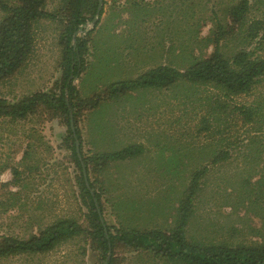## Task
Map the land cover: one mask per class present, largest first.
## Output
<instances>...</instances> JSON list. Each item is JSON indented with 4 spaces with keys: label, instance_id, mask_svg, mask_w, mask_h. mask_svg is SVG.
Here are the masks:
<instances>
[{
    "label": "rangeland",
    "instance_id": "1",
    "mask_svg": "<svg viewBox=\"0 0 264 264\" xmlns=\"http://www.w3.org/2000/svg\"><path fill=\"white\" fill-rule=\"evenodd\" d=\"M242 1L103 0L100 20L95 16L79 33L88 41L86 68L75 82L80 102L73 118L81 135L83 163L130 146L144 148L134 158L106 165L89 162L86 168L87 186L101 196L108 227L173 232L193 175L208 169L188 239L264 245V119L245 123L233 111L245 106L264 110V80L251 95L232 99L184 81L168 89L143 88L108 98L114 84L135 81L161 67L185 72L208 58L220 26L229 33L221 41L227 59L232 61L244 50L264 57L262 45L245 42L250 22L264 20V0H248L252 8L240 27L230 13ZM17 3L0 0V23L8 17L2 6L13 8ZM72 9V0L47 2L45 11L55 19L35 24L34 52L0 86V97L18 103L36 94H59L61 36ZM225 104L229 111H212ZM69 128L71 120L69 124L44 107L24 120L0 118V237L28 240L63 219L90 229V202L80 185L84 174L75 161ZM220 152L230 157L214 165ZM114 253L115 264H169L123 246ZM100 260L96 244L81 236L51 253L3 258L0 264H101Z\"/></svg>",
    "mask_w": 264,
    "mask_h": 264
},
{
    "label": "trees",
    "instance_id": "2",
    "mask_svg": "<svg viewBox=\"0 0 264 264\" xmlns=\"http://www.w3.org/2000/svg\"><path fill=\"white\" fill-rule=\"evenodd\" d=\"M17 1L13 8L2 6L8 17L0 23V86L14 77L31 58L35 45V24L42 19H55L53 14L45 11L49 0ZM72 6L69 21L61 36L63 57L59 94H36L18 103H11L0 97V118H9L13 121L24 120L29 115L37 113L40 107L61 116L69 124L71 116L75 118L77 103L80 102L75 82L85 71V56L88 53V41L80 37L79 33L89 20L97 16L99 0H72ZM251 8L248 0H243L236 5L230 13L233 24L243 27L247 23ZM102 14L103 11L100 17ZM219 31L211 56L197 61L187 71L181 72L168 67L149 71L135 81L112 85L108 98H117L143 88L168 89L175 83L183 81L210 87L228 99L251 95L257 85L264 80V57H255L254 53L244 50L230 61L221 48L222 39L229 33L224 32L221 26ZM245 34L246 43L252 45L257 42L264 48V20L251 21L245 29ZM217 110L229 111L230 105H219L212 111L218 112ZM233 111L242 116L245 123H252L255 117L264 119V110L261 106L257 109L254 106L234 107ZM69 133L72 138L75 161L83 171L76 151V141L81 140L79 129L76 128V138L72 128H69ZM143 153L142 146H130L117 153L98 155L90 161L84 159V166L87 168L89 162L106 165L110 162L125 161ZM228 157H230L229 152H220L213 164L221 163ZM207 172L208 169H203L193 175L191 186L180 209L177 226L171 233L160 230L124 231L108 227L102 217L101 196L97 192H92L83 178L80 185L84 196L90 202L89 230L82 228L72 219H63L49 225L28 240L0 237V260L22 255L51 253L70 240L87 236L101 252V264H115L114 251L120 246L127 247L133 252L147 253L169 264H264V245L230 246L205 244L188 239L187 228L196 198L201 190L200 186ZM110 251L111 257H109Z\"/></svg>",
    "mask_w": 264,
    "mask_h": 264
},
{
    "label": "water",
    "instance_id": "3",
    "mask_svg": "<svg viewBox=\"0 0 264 264\" xmlns=\"http://www.w3.org/2000/svg\"><path fill=\"white\" fill-rule=\"evenodd\" d=\"M102 8H103V0H99V7H98L97 16H96V22L100 20V14H101ZM71 128H72V131L74 132V136L76 138L77 137L76 136V129H75V124H74V120H73L72 116H71ZM76 151H77L78 157L81 160V163H82V166H83V174H84V178H85L86 184L89 186L88 175H87L84 163L82 161V156H81V153H80V147H79L78 140L76 141ZM102 221H103V219H102ZM109 257H111V251L109 252Z\"/></svg>",
    "mask_w": 264,
    "mask_h": 264
}]
</instances>
